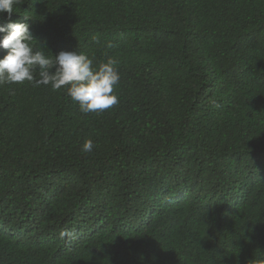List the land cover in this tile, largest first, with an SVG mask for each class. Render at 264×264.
I'll return each mask as SVG.
<instances>
[{
    "label": "trees",
    "instance_id": "trees-1",
    "mask_svg": "<svg viewBox=\"0 0 264 264\" xmlns=\"http://www.w3.org/2000/svg\"><path fill=\"white\" fill-rule=\"evenodd\" d=\"M11 19L121 79L87 115L0 86V264H264V0H19Z\"/></svg>",
    "mask_w": 264,
    "mask_h": 264
},
{
    "label": "clouds",
    "instance_id": "clouds-1",
    "mask_svg": "<svg viewBox=\"0 0 264 264\" xmlns=\"http://www.w3.org/2000/svg\"><path fill=\"white\" fill-rule=\"evenodd\" d=\"M18 2L0 0V14H8L7 21L0 23V51L6 53L0 58V86L27 82L36 87L50 85L54 91L63 88L85 115L117 105L118 97L113 94L121 79L117 62L108 58L94 65L93 59L82 52L61 51L54 55L35 41L28 24L12 21ZM92 40L100 42L97 36ZM45 50L51 55H46ZM93 148L91 140L82 145L85 153Z\"/></svg>",
    "mask_w": 264,
    "mask_h": 264
}]
</instances>
